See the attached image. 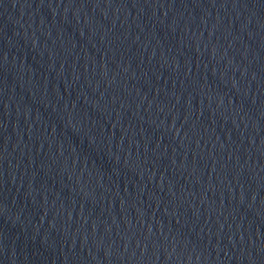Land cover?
<instances>
[{
	"label": "water",
	"instance_id": "obj_1",
	"mask_svg": "<svg viewBox=\"0 0 264 264\" xmlns=\"http://www.w3.org/2000/svg\"><path fill=\"white\" fill-rule=\"evenodd\" d=\"M0 264H164L116 0H0Z\"/></svg>",
	"mask_w": 264,
	"mask_h": 264
}]
</instances>
